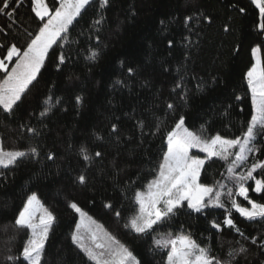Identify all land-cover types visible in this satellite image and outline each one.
I'll return each instance as SVG.
<instances>
[{"label":"trees","instance_id":"1","mask_svg":"<svg viewBox=\"0 0 264 264\" xmlns=\"http://www.w3.org/2000/svg\"><path fill=\"white\" fill-rule=\"evenodd\" d=\"M47 2L51 4V0ZM239 8L245 12H239ZM104 15L100 54L95 61L86 59V49L96 46L91 24L98 18V4L89 7L78 18L79 23L74 22L69 39L76 42L64 48L71 59L62 71L49 62L39 84L31 88L15 114L0 111L3 147L26 151L36 146L39 151L36 157H24L9 169H0V264H6L9 247L19 252L27 238L24 232L15 231L12 221L33 193L56 217L46 242L44 264H91L71 241L78 222V215L67 207L72 200L124 243L141 264H164L166 250H155L150 237L139 236L123 225L136 207L134 191L152 179L166 151L167 131L183 114L185 126L194 132L203 126L208 135L220 133L234 138L241 135L250 120L245 74L253 63L251 49L264 44V33L258 29L259 10L251 0H111ZM189 15L194 17L189 25L191 31L183 25ZM14 20L12 28H8L12 22L0 15V28L4 29L0 42L7 39L23 45V36L17 39L15 34L37 29L29 0H23ZM162 20L166 26L161 25ZM225 26L229 31H224ZM169 39L173 41L172 48L168 47ZM261 56L264 59V47ZM181 66L189 89L187 105L171 91ZM128 67L135 70L134 76L128 75ZM117 81H125L128 87H114ZM197 83H203L202 92L196 91ZM50 93L60 103L41 120L39 112ZM237 95L243 100H235ZM77 96L82 97V103L77 104ZM167 103L177 106L175 113H167ZM156 117L165 120L160 131L154 127ZM137 121L144 122L143 131ZM112 124L120 130L119 142L111 132ZM28 127L38 129L40 135L33 136ZM258 143L262 146L256 157L264 160V137H258ZM81 145L87 146L90 154L101 151L103 160L97 158L95 164L86 167L78 154ZM50 153L54 154L52 160L47 158ZM213 160L202 170L201 182L212 185L221 180L232 187L221 176L226 175L224 162ZM81 172L87 175L86 185L76 182ZM249 194L259 199L251 189ZM106 203H111L113 209L105 208ZM115 211L121 213L119 219ZM223 212L224 209H213L207 219L198 214H180L170 228H158L157 232L176 233L182 225L203 245L209 236L208 220L221 219ZM234 215L249 239L226 230L222 246L212 241V255L227 259V251L238 248L239 239L247 252L234 264H264V251L251 243V237L264 232V225ZM13 235L16 240L9 244L8 238Z\"/></svg>","mask_w":264,"mask_h":264},{"label":"snow or ice","instance_id":"2","mask_svg":"<svg viewBox=\"0 0 264 264\" xmlns=\"http://www.w3.org/2000/svg\"><path fill=\"white\" fill-rule=\"evenodd\" d=\"M30 11L37 20V29L32 32L24 29V33L15 34L19 39L23 36L25 42L18 45L16 42L5 40L0 42V111L11 116L19 103L31 92V88L39 84L42 70H45L49 62L53 63L57 71H62L71 56L66 54V45L71 41L70 31L74 22L79 23L78 18L89 7L98 4V18L91 24V30L96 46L86 49V59L95 61L99 56L100 31L106 17L105 10L110 6L111 0H29ZM251 3L259 10L260 23L258 29L264 33V0H251ZM23 0H0V15L7 16L15 23L14 17ZM239 12H245L239 8ZM193 16H186L183 20L185 28H190ZM206 19H208L206 17ZM162 26L165 21H160ZM4 29L0 28V32ZM224 31H229L225 26ZM185 40H188L185 37ZM168 47H173V41L168 40ZM191 42L189 41V44ZM187 46V45H186ZM264 44L251 49L254 62L245 74L247 93L250 94L251 112L250 120L246 123L241 135L227 138L220 133L208 135L207 130L201 126L199 132L190 131L186 124L185 115L181 114L175 120L174 126L166 133V151L162 159L153 170L152 179L148 180L142 189L134 191L133 201L136 205L133 215L124 223L123 227L139 236H147L152 239L155 250H166L164 264H234L241 255L246 254L247 248L239 239L236 240L238 248H230L227 259H221L212 255V241L216 240L222 246L223 233L228 230L244 240L249 238L236 223V215L249 223L264 225V160L256 157L261 151L258 137H264V59L261 51ZM187 59V57H185ZM183 66L177 69L179 79L175 81L172 92L179 96L187 105L189 89L185 77L181 74ZM167 71V69H165ZM130 77L134 76L132 67L127 69ZM71 78V77H70ZM195 79V77H193ZM114 87H128L125 81H117ZM204 90L203 83H197L196 91ZM242 101L243 97H234ZM77 104L82 103V97H76ZM60 100L49 94L43 101V107L39 112L42 120L47 117ZM177 106L167 103V113H175ZM167 113L165 115H167ZM165 120L156 117L154 127L160 131ZM141 131L145 127L143 121H137ZM27 131L33 136L40 135L38 129L28 127ZM119 128L117 124L111 125V132L116 134L119 142ZM98 140L103 137L97 136ZM193 150H198L194 152ZM200 153L206 154L203 158ZM78 154L86 167H91L97 162V158L103 160V153L95 151L89 153L85 145H81ZM39 155L36 146L29 147L26 151L6 150L0 142V169H9L21 158L36 157ZM49 160L54 159V154H49ZM213 158L222 160L225 173H221L224 180L233 186L228 187L221 180H216L212 185L201 182V172L205 165ZM251 158V159H250ZM243 168L244 171H238ZM3 173L0 172V175ZM76 182L86 185L88 182L85 172L76 177ZM252 182V183H249ZM254 185V186H253ZM249 189L259 195V199H253ZM237 197L242 198L238 200ZM246 202V204L244 203ZM67 207L79 216V223L71 234V241L87 257L91 264H141V261L133 252L122 243L115 235L109 232L103 224L97 223L75 200L69 201ZM105 208L113 209L111 203L104 204ZM224 209L221 219L208 220L209 236L207 243L201 244L193 238L190 232H185L181 225L179 231L158 233V228H170L172 222L180 214H198L208 218L211 210ZM119 219L121 213L115 211ZM56 220L53 212L38 199L35 193L29 195L22 208L12 221V226L17 233L24 232L27 237L19 252L8 248L5 256L6 264H44L46 242L49 232ZM5 230L7 225L4 226ZM84 229V232H81ZM156 233V235H153ZM16 236L8 238V243L15 242ZM251 243L264 251V232L260 236L251 237Z\"/></svg>","mask_w":264,"mask_h":264},{"label":"rangeland","instance_id":"3","mask_svg":"<svg viewBox=\"0 0 264 264\" xmlns=\"http://www.w3.org/2000/svg\"><path fill=\"white\" fill-rule=\"evenodd\" d=\"M253 62H254V60H253ZM190 130V129H189ZM190 131H192V130H190ZM194 152H196V151H198V150H193ZM206 154H204V153H200V156L203 158L204 156H205ZM39 199V198H38ZM77 223H79V216H78V222ZM75 229H76V227H75ZM75 229H74V231H75ZM81 232L83 233L84 232V229H81Z\"/></svg>","mask_w":264,"mask_h":264}]
</instances>
